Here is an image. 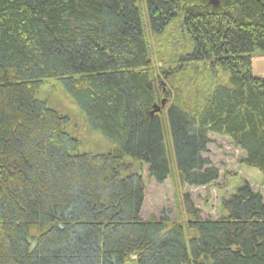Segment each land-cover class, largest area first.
<instances>
[{
    "label": "trees",
    "instance_id": "1",
    "mask_svg": "<svg viewBox=\"0 0 264 264\" xmlns=\"http://www.w3.org/2000/svg\"><path fill=\"white\" fill-rule=\"evenodd\" d=\"M138 1L0 0V264H264V197L248 182L219 219H202L185 195L189 221H147L144 176L126 162H144L159 184L175 167L181 185L208 186L219 178L203 157L214 133L264 172V77L253 69L264 0ZM180 16L194 42L183 60L209 61L229 82L201 109L152 114L148 31ZM51 78L117 150L73 154L68 117L36 96Z\"/></svg>",
    "mask_w": 264,
    "mask_h": 264
},
{
    "label": "rangeland",
    "instance_id": "2",
    "mask_svg": "<svg viewBox=\"0 0 264 264\" xmlns=\"http://www.w3.org/2000/svg\"><path fill=\"white\" fill-rule=\"evenodd\" d=\"M140 1L138 4L143 3ZM182 19L183 16L177 17L162 34L155 35L148 31L153 59L151 72L156 76L154 85L161 101L166 100L162 111H166L171 103L192 112L201 109L206 96L217 84L229 82V72L221 67L213 69L209 61L183 60V57L192 52L194 42L185 31ZM256 58H264V54H257L253 58L254 74L264 77V71L255 69ZM36 96L45 101L48 107L68 117L69 122L64 126V130L79 142L73 154H98L117 150L114 141L90 127L85 113L58 79L45 80ZM161 101L158 105H161ZM208 136L210 143L203 157L209 159L212 166L219 171L218 180L208 186L181 185L175 167L172 175L163 184H159L150 177L148 165L126 158V162L132 166V171L144 176L146 189L141 210L144 220L167 217L170 224L189 221L191 218L186 213L183 202L185 195H188L195 207L201 211L202 219H219L224 214L223 200L234 194L244 182H248L254 191L264 197V172L245 165V153L237 148L229 137L214 133H209ZM31 233L37 235V229H32Z\"/></svg>",
    "mask_w": 264,
    "mask_h": 264
},
{
    "label": "water",
    "instance_id": "3",
    "mask_svg": "<svg viewBox=\"0 0 264 264\" xmlns=\"http://www.w3.org/2000/svg\"><path fill=\"white\" fill-rule=\"evenodd\" d=\"M212 2L214 4H217V1L216 0H212ZM165 104H166V100L163 99L162 102H161V105H155V108H154V111L152 112V114L155 112V111H161L163 107H165Z\"/></svg>",
    "mask_w": 264,
    "mask_h": 264
}]
</instances>
